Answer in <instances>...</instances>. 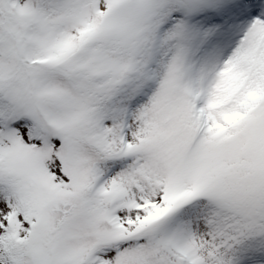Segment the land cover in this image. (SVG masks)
Returning a JSON list of instances; mask_svg holds the SVG:
<instances>
[{"label":"snow or ice","instance_id":"obj_1","mask_svg":"<svg viewBox=\"0 0 264 264\" xmlns=\"http://www.w3.org/2000/svg\"><path fill=\"white\" fill-rule=\"evenodd\" d=\"M0 264H264V0H0Z\"/></svg>","mask_w":264,"mask_h":264}]
</instances>
